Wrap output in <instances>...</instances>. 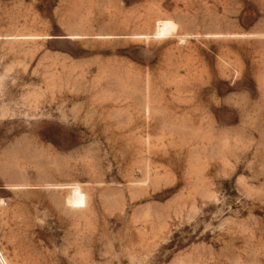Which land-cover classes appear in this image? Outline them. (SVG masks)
Returning <instances> with one entry per match:
<instances>
[{
  "label": "rangeland",
  "instance_id": "1",
  "mask_svg": "<svg viewBox=\"0 0 264 264\" xmlns=\"http://www.w3.org/2000/svg\"><path fill=\"white\" fill-rule=\"evenodd\" d=\"M0 200V264H264V0H0Z\"/></svg>",
  "mask_w": 264,
  "mask_h": 264
},
{
  "label": "bare ground",
  "instance_id": "2",
  "mask_svg": "<svg viewBox=\"0 0 264 264\" xmlns=\"http://www.w3.org/2000/svg\"><path fill=\"white\" fill-rule=\"evenodd\" d=\"M155 27V35L160 37L170 35L176 30V25L171 20H160ZM66 202L71 208L79 210L85 207V196L79 187H72Z\"/></svg>",
  "mask_w": 264,
  "mask_h": 264
}]
</instances>
